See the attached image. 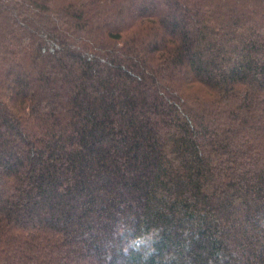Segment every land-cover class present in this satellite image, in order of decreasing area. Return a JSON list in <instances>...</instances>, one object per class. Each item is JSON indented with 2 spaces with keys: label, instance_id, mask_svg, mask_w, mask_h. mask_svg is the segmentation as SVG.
<instances>
[{
  "label": "trees",
  "instance_id": "trees-1",
  "mask_svg": "<svg viewBox=\"0 0 264 264\" xmlns=\"http://www.w3.org/2000/svg\"><path fill=\"white\" fill-rule=\"evenodd\" d=\"M0 264H264V0H0Z\"/></svg>",
  "mask_w": 264,
  "mask_h": 264
}]
</instances>
